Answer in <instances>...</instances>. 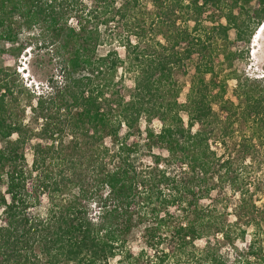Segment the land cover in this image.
Masks as SVG:
<instances>
[{
    "label": "trees",
    "instance_id": "16d2710c",
    "mask_svg": "<svg viewBox=\"0 0 264 264\" xmlns=\"http://www.w3.org/2000/svg\"><path fill=\"white\" fill-rule=\"evenodd\" d=\"M263 22L264 0H0V57L19 56L20 32L35 29L63 56L60 84L31 100L37 131L15 113L16 67L0 65V264H264V207L245 179L264 138V89L240 78L238 102L226 99L229 77L217 83L216 69ZM119 27L125 37L107 33ZM107 36L125 52L100 53ZM120 68L133 74L129 93ZM142 120L150 163L137 159ZM243 121L253 130L237 152L217 153L212 137L231 138ZM227 187L240 194L233 219L217 205ZM44 198V213L32 212Z\"/></svg>",
    "mask_w": 264,
    "mask_h": 264
},
{
    "label": "rangeland",
    "instance_id": "374dc122",
    "mask_svg": "<svg viewBox=\"0 0 264 264\" xmlns=\"http://www.w3.org/2000/svg\"><path fill=\"white\" fill-rule=\"evenodd\" d=\"M150 9H153L150 6ZM224 21V19H222ZM72 25L75 24V19H70ZM264 27V22L256 29L255 33L252 35L251 40L247 44H242L239 46L233 47L232 41L235 38L234 30L230 32V42L228 43V47H233V49L237 50L240 55L235 59L232 66L228 65L225 62H222L223 56L220 55L219 59L216 60V69L219 71L217 83L220 84L219 81H222V77L228 75L227 84H226V92L225 97L226 99H230L232 101L238 102L236 98V86L238 80L241 78L243 81L249 79V82H253L248 88H252L257 92L260 91L259 88L264 89V31H262ZM109 30L107 33H112V37H116V39L121 37H125L126 31L123 32L122 28H117L110 32ZM106 32V31H105ZM121 33V34H119ZM20 41H26L27 45L26 48L20 53L19 56H16L12 59H4L0 57V65L9 67L14 69L16 67L15 77H17L19 88L16 95V102H15V113L20 120L23 121L30 128L34 131H37V127H39V123L41 120L37 122L34 113H32L30 104L31 100L34 101L40 94L47 95L48 91L52 89V86L60 84L61 80V59L63 56H59L57 54V44L51 40L52 38L49 36L48 33H44L41 29H35L33 31L23 30L19 34ZM105 37V36H104ZM108 37V36H107ZM135 40V39H134ZM222 47V46H221ZM111 48H117L122 54L125 52L124 47L119 44V40H112L110 37L107 39L105 38V42L99 46V52L105 53L107 50ZM57 50V51H56ZM131 53V51L129 52ZM133 54V53H132ZM219 61V62H218ZM237 73L234 75L232 73ZM123 74L126 83L127 93H129L133 87V74L132 73H124V69L120 68L118 72V76L120 77ZM193 74V65L191 61H188V72L185 75L177 74L176 78L180 86H182L181 93L179 95L180 101H185L187 99V94L190 89L191 79ZM212 74L207 75V80L211 79ZM22 90V92H19ZM259 90V91H258ZM33 96V99L32 97ZM213 109L220 115L221 109L219 104L213 103ZM59 114V113H58ZM62 114V113H61ZM182 115L187 121L188 115L185 112H182ZM63 120L65 117L62 116ZM221 121L218 124V128L224 126L225 118L221 116ZM141 127L144 130L146 127V123L142 120ZM152 128L155 130L160 129V122L155 121L152 125ZM216 128V129H218ZM236 132L231 138H227L226 140H221L220 137L213 136L211 139L212 147L217 151V153L222 154L223 152L231 155V153L235 154L237 152L238 146L236 145L239 142V139L242 136L243 132L251 133L253 127L248 124L247 122H240L235 125ZM195 129H198V126H195ZM142 136V149L141 152L145 155L138 156L137 159H143L144 163H150V155L148 150L145 147L144 138H145V130L143 131ZM27 139L29 145H34L39 141V137L36 136L37 134H31V131L27 132ZM36 133V132H35ZM16 137V134L13 138ZM46 142H51V140H44ZM257 143V149L255 150L254 156L247 158L245 164H249L253 167H248L247 171L249 176H246L248 189L249 192L253 195L252 198L255 199L257 205L260 207H264V138L259 140L258 138L255 139ZM2 141L0 140V146L2 145ZM159 153L157 149L153 150V153ZM242 155V154H241ZM27 161L29 167L32 164L34 154L33 150L28 148L26 151ZM239 160V159H238ZM236 161V164H239V161ZM178 171L177 169H175ZM226 199L224 198V202L221 204H217L218 207H228L229 209V216L231 219L234 218L233 211L235 206L240 203V194L239 191L233 193L232 189L227 187L225 190ZM213 201V202H212ZM204 203H214V198L212 197L206 198ZM223 205V206H222ZM48 207L47 200L41 202L37 208H33L32 212H41L44 213L46 208ZM1 214V213H0ZM2 219V215H0V221ZM252 228V227H251ZM133 245L135 248L139 245L137 241H133ZM223 252L225 254L230 253L229 245L223 247Z\"/></svg>",
    "mask_w": 264,
    "mask_h": 264
},
{
    "label": "bare ground",
    "instance_id": "6f19581e",
    "mask_svg": "<svg viewBox=\"0 0 264 264\" xmlns=\"http://www.w3.org/2000/svg\"><path fill=\"white\" fill-rule=\"evenodd\" d=\"M262 29H263L262 31H264V27Z\"/></svg>",
    "mask_w": 264,
    "mask_h": 264
}]
</instances>
